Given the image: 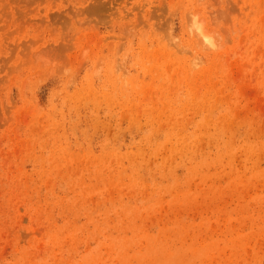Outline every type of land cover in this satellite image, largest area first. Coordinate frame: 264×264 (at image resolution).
I'll return each instance as SVG.
<instances>
[{
    "label": "rangeland",
    "instance_id": "obj_1",
    "mask_svg": "<svg viewBox=\"0 0 264 264\" xmlns=\"http://www.w3.org/2000/svg\"><path fill=\"white\" fill-rule=\"evenodd\" d=\"M0 264H264V0H0Z\"/></svg>",
    "mask_w": 264,
    "mask_h": 264
},
{
    "label": "bare ground",
    "instance_id": "obj_2",
    "mask_svg": "<svg viewBox=\"0 0 264 264\" xmlns=\"http://www.w3.org/2000/svg\"><path fill=\"white\" fill-rule=\"evenodd\" d=\"M193 20H196V19L194 18ZM191 22H192V29H191V25H190L191 23H189V26H190V27L188 26V27L191 29L190 32L193 31V33H194V34H193V33H191V34H193L194 36L196 35L197 37L200 36L201 38H198V40H199V44L201 43L200 45H203V43H204V41H205V42H206V45H205V46H206V48H207L208 43H211V42L209 41V39H208L207 36L205 35L206 32H205V30H204V27L201 28L202 25L199 24V23H197L198 21H197V22H196V21L193 22V21L191 20ZM200 25H201V26H200ZM203 30H204V31H203ZM196 36H195V37H196ZM203 40H204V41H203ZM204 44H205V43H204ZM210 45H211V44H210ZM203 48H204V47H203ZM204 49H205V48H204ZM212 49H213V48H212Z\"/></svg>",
    "mask_w": 264,
    "mask_h": 264
}]
</instances>
